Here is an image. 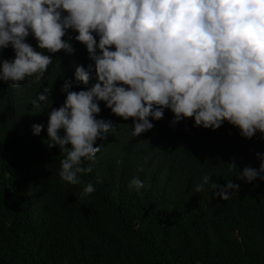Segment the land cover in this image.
Masks as SVG:
<instances>
[{"label": "trees", "instance_id": "1", "mask_svg": "<svg viewBox=\"0 0 264 264\" xmlns=\"http://www.w3.org/2000/svg\"><path fill=\"white\" fill-rule=\"evenodd\" d=\"M69 33L75 52L50 53L40 80L0 81V264H264V180L236 177L245 165L259 166V131L248 139L227 121L213 130L193 126L192 117L171 126L174 113L165 109L153 129L132 136V118L101 101L97 115L114 129L96 141L100 151L84 162L93 168L80 184L61 181L65 153L48 147L47 113L63 103L65 79L73 90L94 82L75 79V65L90 61ZM14 55L0 49V61ZM49 86L52 104L33 105ZM33 123L45 125L40 134ZM205 174L221 185L232 179L239 191L229 189L227 200L210 184L196 192ZM135 176L145 181L139 192L128 187ZM89 182L95 191L81 196Z\"/></svg>", "mask_w": 264, "mask_h": 264}, {"label": "clouds", "instance_id": "2", "mask_svg": "<svg viewBox=\"0 0 264 264\" xmlns=\"http://www.w3.org/2000/svg\"><path fill=\"white\" fill-rule=\"evenodd\" d=\"M69 29L90 61L76 64L74 77L94 82L73 90L65 79L63 103L47 113L48 147L65 153L61 181L80 184V174L93 168L84 162L100 151L96 141L114 129L97 115L101 101L111 113L132 118V136L153 129L170 109L171 126L192 117L193 126L215 130L227 121L241 136L251 139L259 131L264 140V0H0V49L15 53L0 61V81L40 80L50 53L75 52ZM51 92L44 87L31 103L51 105ZM44 128L31 125L37 135ZM255 155L259 166L245 165L237 179L264 180V152ZM226 180L221 185L205 174L195 191L210 184L213 196L227 200L229 189L240 185ZM128 187L139 192L145 181L135 176ZM94 191L89 182L81 196Z\"/></svg>", "mask_w": 264, "mask_h": 264}]
</instances>
